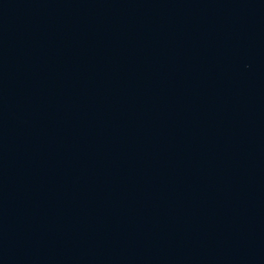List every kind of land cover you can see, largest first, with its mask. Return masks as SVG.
Masks as SVG:
<instances>
[{"label":"water","instance_id":"water-1","mask_svg":"<svg viewBox=\"0 0 264 264\" xmlns=\"http://www.w3.org/2000/svg\"><path fill=\"white\" fill-rule=\"evenodd\" d=\"M0 264H264V0H0Z\"/></svg>","mask_w":264,"mask_h":264}]
</instances>
